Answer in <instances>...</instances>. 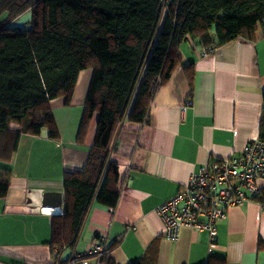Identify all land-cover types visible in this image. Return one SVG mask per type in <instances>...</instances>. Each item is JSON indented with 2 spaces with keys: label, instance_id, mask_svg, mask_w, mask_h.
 <instances>
[{
  "label": "crops",
  "instance_id": "crops-1",
  "mask_svg": "<svg viewBox=\"0 0 264 264\" xmlns=\"http://www.w3.org/2000/svg\"><path fill=\"white\" fill-rule=\"evenodd\" d=\"M203 49L191 38L183 41L179 55L192 67V85L177 68L156 91L147 122L122 124L110 156L118 167L117 206L112 211L93 200L74 248L63 250V258L85 252L94 238L105 236L114 264H201L208 257L226 264H264V206L256 200L228 209L215 241L188 228L175 242L167 241L155 211L192 174L214 160L237 156L259 137L264 22L254 40L237 38L205 55ZM90 78L91 70L79 73L70 105L63 98L50 101L58 139L45 132L21 135L15 150L11 135L0 139V173L9 183L0 198V264H51L55 213L50 210L62 215L63 175L82 171L95 139L96 116L78 140ZM188 99L193 106L181 112ZM258 185L264 198V181ZM46 193L61 194V207H44Z\"/></svg>",
  "mask_w": 264,
  "mask_h": 264
},
{
  "label": "trees",
  "instance_id": "trees-1",
  "mask_svg": "<svg viewBox=\"0 0 264 264\" xmlns=\"http://www.w3.org/2000/svg\"><path fill=\"white\" fill-rule=\"evenodd\" d=\"M28 11V29L10 27ZM263 22L264 0H0V139L11 135L13 150L21 135L59 138L50 101L63 98L70 105L79 73L91 70L78 140L94 116L95 139L82 171L63 175L62 215L51 219V250L74 248L93 200L115 210L114 138L124 122H147L156 91L177 68L192 85L181 43L191 38L214 49L237 38L254 40ZM262 101L260 139L264 92ZM8 187L7 174L0 173V198ZM201 264L226 262L208 257Z\"/></svg>",
  "mask_w": 264,
  "mask_h": 264
},
{
  "label": "built area",
  "instance_id": "built-area-1",
  "mask_svg": "<svg viewBox=\"0 0 264 264\" xmlns=\"http://www.w3.org/2000/svg\"><path fill=\"white\" fill-rule=\"evenodd\" d=\"M212 50L204 48L202 54ZM192 106V100H186L181 112ZM263 181L264 139L257 138L248 141L237 156L214 160L198 174H192L185 186L157 206L155 211L163 224V238L175 242L181 229L188 228L205 231L215 241L218 224L226 219L228 209L251 200L264 206L258 185ZM63 253L54 249L51 264H103L110 256L105 236L94 238L81 254L63 258Z\"/></svg>",
  "mask_w": 264,
  "mask_h": 264
},
{
  "label": "water",
  "instance_id": "water-1",
  "mask_svg": "<svg viewBox=\"0 0 264 264\" xmlns=\"http://www.w3.org/2000/svg\"><path fill=\"white\" fill-rule=\"evenodd\" d=\"M62 204V196L59 193H46L43 196L42 205L44 207H50L53 209H58Z\"/></svg>",
  "mask_w": 264,
  "mask_h": 264
},
{
  "label": "rangeland",
  "instance_id": "rangeland-1",
  "mask_svg": "<svg viewBox=\"0 0 264 264\" xmlns=\"http://www.w3.org/2000/svg\"><path fill=\"white\" fill-rule=\"evenodd\" d=\"M14 29H28L30 27V12H26L10 23Z\"/></svg>",
  "mask_w": 264,
  "mask_h": 264
},
{
  "label": "bare ground",
  "instance_id": "bare-ground-1",
  "mask_svg": "<svg viewBox=\"0 0 264 264\" xmlns=\"http://www.w3.org/2000/svg\"><path fill=\"white\" fill-rule=\"evenodd\" d=\"M48 211H49V210H48ZM50 211H52V212H54L55 214H57V211H56V210H54V211H53V210H50ZM55 214H54V215H55ZM56 216H58V215H56ZM58 250H59V249H58ZM206 260H207V259H206ZM50 261H51V260H50Z\"/></svg>",
  "mask_w": 264,
  "mask_h": 264
}]
</instances>
